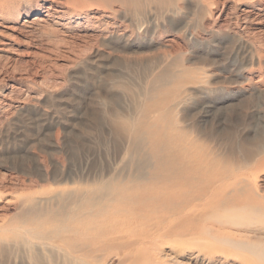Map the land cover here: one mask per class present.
I'll list each match as a JSON object with an SVG mask.
<instances>
[{
  "label": "rangeland",
  "instance_id": "374dc122",
  "mask_svg": "<svg viewBox=\"0 0 264 264\" xmlns=\"http://www.w3.org/2000/svg\"><path fill=\"white\" fill-rule=\"evenodd\" d=\"M78 259L264 264V0H0V264Z\"/></svg>",
  "mask_w": 264,
  "mask_h": 264
},
{
  "label": "bare ground",
  "instance_id": "6f19581e",
  "mask_svg": "<svg viewBox=\"0 0 264 264\" xmlns=\"http://www.w3.org/2000/svg\"><path fill=\"white\" fill-rule=\"evenodd\" d=\"M76 226H78V227H86V228H88V229H86L87 230V232L86 233H88L91 229H90V227L91 228H93V225L92 224H77ZM71 227V226H70ZM76 228V227H75ZM28 231V230H27ZM30 232V231H29ZM91 236V235H90ZM45 237V236H44ZM27 240H29V239H27ZM55 241H56V238H55ZM26 242V241H25ZM58 244V243H57ZM3 245V244H2ZM86 245V244H85ZM60 246V245H59ZM5 247V246H4ZM8 248V247H7ZM72 251L74 250L73 248L71 249ZM65 251H67L66 249H65ZM72 251H70V252H72ZM67 253V252H66ZM72 256H74V255H72ZM77 257V256H76ZM75 257V258H76ZM73 259H74V257H73ZM75 260V259H74ZM73 261V260H72ZM72 263V262H71ZM77 264H94L93 262H91V260L89 261V260H84V259H78L77 260V262H76Z\"/></svg>",
  "mask_w": 264,
  "mask_h": 264
}]
</instances>
